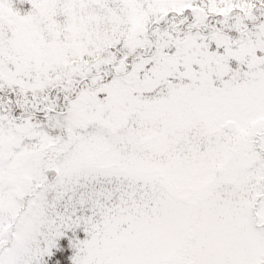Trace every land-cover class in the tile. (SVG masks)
Masks as SVG:
<instances>
[{"label":"snow or ice","instance_id":"1","mask_svg":"<svg viewBox=\"0 0 264 264\" xmlns=\"http://www.w3.org/2000/svg\"><path fill=\"white\" fill-rule=\"evenodd\" d=\"M0 264H264V0H0Z\"/></svg>","mask_w":264,"mask_h":264}]
</instances>
